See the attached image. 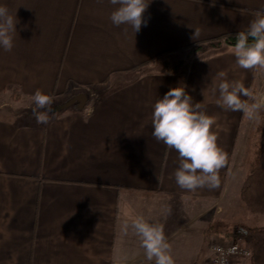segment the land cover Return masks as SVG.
Wrapping results in <instances>:
<instances>
[{
  "label": "crops",
  "instance_id": "1",
  "mask_svg": "<svg viewBox=\"0 0 264 264\" xmlns=\"http://www.w3.org/2000/svg\"><path fill=\"white\" fill-rule=\"evenodd\" d=\"M0 5L17 20L12 50L0 48V95L14 89L53 97L106 86L47 124L0 105V264H155L131 228L138 217L163 226L174 264H210L211 241L233 239L223 213L241 208L247 173L240 172L238 139L245 114L217 103L218 86L242 82L253 91L241 97L249 103L257 69L241 68L226 45L194 53L186 74L149 64L162 56L180 64L199 43L247 31L264 0H149L147 25L136 33L113 25L118 5L109 0ZM178 86L214 119L227 154L217 188H180L178 153L152 136L154 104Z\"/></svg>",
  "mask_w": 264,
  "mask_h": 264
},
{
  "label": "clouds",
  "instance_id": "2",
  "mask_svg": "<svg viewBox=\"0 0 264 264\" xmlns=\"http://www.w3.org/2000/svg\"><path fill=\"white\" fill-rule=\"evenodd\" d=\"M118 5L111 13L110 20L119 27L128 25L134 33L147 25L144 13L149 0H109ZM16 17L9 13L6 6L0 5V48L11 51L16 31ZM199 35L195 30L192 39ZM234 55L237 64L243 69L264 70V11H257L250 21L247 31L236 35ZM224 76V73H220ZM220 98L217 103L231 111H240L249 119L257 118L259 104H249L241 97L251 98L250 89L242 82L222 80L219 83ZM38 124H47L52 111V97L40 90L32 96ZM200 103H193L192 97L184 87L171 88L162 99L154 104L152 113V136L162 141L169 149L178 153L179 167L174 173L177 185L189 191L197 188L219 187V170L227 163V154L219 147L217 135L212 131L214 119L201 110ZM129 224L123 225L127 232ZM131 228L140 237L148 261L155 264H174L170 245L166 242L163 226L145 221L138 217L131 222Z\"/></svg>",
  "mask_w": 264,
  "mask_h": 264
},
{
  "label": "rangeland",
  "instance_id": "3",
  "mask_svg": "<svg viewBox=\"0 0 264 264\" xmlns=\"http://www.w3.org/2000/svg\"><path fill=\"white\" fill-rule=\"evenodd\" d=\"M194 48H189L186 52H183L182 59H187ZM171 57V56H170ZM169 56H162L155 59L151 64H149L150 69L157 70H178L180 68L177 64V59ZM254 85L257 92V97L251 101L249 104L256 103L260 105L257 112V118L249 119L246 115L242 121L240 132H239V143L244 147V152L242 154L240 172L244 174L247 172L252 160L255 158V153L257 146L264 143V70L257 69L256 77L254 79ZM106 86L99 87H88L75 94H62L53 96V103L51 105L52 111L49 113L50 118L59 116L66 112H69L71 108L80 109L84 105L89 104L91 98L98 97L103 93ZM0 105H2L3 110L10 112H18L23 115H31L35 117L36 111H43L36 109L32 98L23 96L14 89H6L0 95ZM243 177L241 178V180ZM241 203L240 200H237ZM236 199L229 201L232 207H235ZM230 206V208H231ZM237 206V205H236ZM224 207H226L224 205ZM225 230L231 231L236 224H246L248 226H264V214L253 213L248 211L241 203V208L237 206L235 210L227 211L225 209ZM219 226L215 223L214 228ZM237 238L238 237H233ZM245 263H248V258H245Z\"/></svg>",
  "mask_w": 264,
  "mask_h": 264
},
{
  "label": "trees",
  "instance_id": "4",
  "mask_svg": "<svg viewBox=\"0 0 264 264\" xmlns=\"http://www.w3.org/2000/svg\"><path fill=\"white\" fill-rule=\"evenodd\" d=\"M239 32L228 33L205 44L199 43L193 46L194 49L188 58L179 64L181 72L183 74L188 72L192 55L204 50L206 46H234L236 35ZM239 199L248 211L264 214V143L257 146L255 158L252 160L240 187ZM229 234L232 238L238 237L250 250L248 264H264V226L236 224Z\"/></svg>",
  "mask_w": 264,
  "mask_h": 264
},
{
  "label": "built area",
  "instance_id": "5",
  "mask_svg": "<svg viewBox=\"0 0 264 264\" xmlns=\"http://www.w3.org/2000/svg\"><path fill=\"white\" fill-rule=\"evenodd\" d=\"M213 257L210 264H234L239 258H249L250 250L240 239L213 240L210 243Z\"/></svg>",
  "mask_w": 264,
  "mask_h": 264
}]
</instances>
